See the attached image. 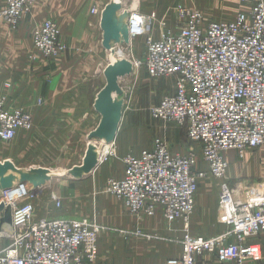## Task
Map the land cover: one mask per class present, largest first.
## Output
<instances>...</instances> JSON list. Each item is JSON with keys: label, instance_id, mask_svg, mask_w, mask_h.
I'll return each instance as SVG.
<instances>
[{"label": "built area", "instance_id": "built-area-1", "mask_svg": "<svg viewBox=\"0 0 264 264\" xmlns=\"http://www.w3.org/2000/svg\"><path fill=\"white\" fill-rule=\"evenodd\" d=\"M34 2L5 0L0 18L15 30ZM241 2L250 7L233 21L205 24L199 11L182 10L176 28L163 23L157 37L152 35L151 19L137 13L130 18L131 37L146 39L143 65L150 76L175 83V93L152 109L153 118L180 125L189 140L202 147L201 157L174 154L165 140L157 139L152 149L124 157L123 176L106 184L107 193L131 215L161 214L169 224H182V254L166 264H196L206 254L215 255L219 264L263 262L262 247L245 242L264 232V190L260 188L248 189L253 191L242 201L222 184L218 221L230 230L214 238L191 233L202 181L226 178L227 152L244 157L264 146V0ZM98 12L92 9V14ZM60 36L53 21L35 30L34 45L42 58L57 59L67 51ZM33 128L29 111L10 109L7 98L0 96V142H12ZM106 149L116 155L112 145ZM5 194V202L12 207V226L3 233L9 245L0 251V264H103L99 261L102 229L97 222L36 219L32 199L37 193L30 186H17ZM51 198L58 209L63 207L57 193Z\"/></svg>", "mask_w": 264, "mask_h": 264}, {"label": "rangeland", "instance_id": "rangeland-1", "mask_svg": "<svg viewBox=\"0 0 264 264\" xmlns=\"http://www.w3.org/2000/svg\"><path fill=\"white\" fill-rule=\"evenodd\" d=\"M103 1L104 2L99 3L100 7H97L98 5L88 7V10H90L91 13L93 8H97L99 12L96 15H100L101 20L102 13L108 6H112L115 12L118 26L114 29V31L118 32V39L117 41L111 42V47L109 52L106 53L103 66H106V70L111 66L115 67L117 63H121V65H123L122 67H131V73L119 79L121 80L120 92L118 95L116 92H114L111 99L114 101L113 108L117 109L120 107L122 126H124V128L126 127L128 130L133 127H137L142 129L143 132L148 135L147 143H151V146L146 147L143 150L152 149L154 142L157 139H163L168 143L172 153L174 154H195L201 157V145L199 143L190 141L187 132L183 127L175 123H170L167 125L153 118L152 109L157 106L163 98L175 93V83L171 78H152L150 76L145 65H143L147 56L146 39L144 37H131L129 28L130 18L135 13H137L151 19V23H153L152 35L157 37L163 31V23H168L169 29L174 30L176 28L179 15L182 10L199 11L204 17L205 24H208L219 21H233L239 14L246 12L250 5L248 7L247 5L243 4L241 0ZM136 2L138 3L136 4ZM34 5L31 7L29 13L32 12ZM231 9H237L234 19L225 20L227 17H229L228 13ZM29 13L24 15V18L17 29L13 30L7 25L9 31L8 35H10L11 39L14 37L16 42L29 43L27 42V35L22 39L17 38L21 30V26L25 22L26 16L30 15ZM218 15H223V17H218ZM46 21H53L57 24V22L53 19H48L43 21L38 27H40ZM35 27L36 25L33 24V28L31 30L32 46L31 48L27 49V52H25V59L29 61L30 64L25 66H27V70H30L29 72H31L32 75L36 77V83H33V88L37 89V80H39L37 78L38 73L40 72V69L44 68L42 65L39 66V58L43 59L46 63H49L55 59L45 60L39 54L34 45V30L38 28L37 27L34 29ZM112 56L114 57L113 59H111ZM138 63L140 65H138ZM25 66L22 67V62H20L19 65L15 66V70L24 69ZM134 69H136V72ZM0 96L7 98V105L10 109L18 108L26 110V108H24L23 101L29 102L35 99L32 98L35 97V95H31L29 97L27 95V98H24V96L22 97V95H20L19 99H15V106H11L9 105L11 98H8L5 95ZM89 113L90 114L87 117L88 123L80 124L77 129H75L74 126L66 129L65 131L52 129L50 131H46L45 136L41 135L40 137V134L38 131H35L34 127L32 131L28 132V134L34 133L33 139H30L32 142H30L29 139L27 140L29 141V144L24 143V140L26 141L24 136H18L14 141L9 143L0 142V227L1 225H4L3 230H0V251L9 245V241L4 239L3 233L8 232L10 229V225L7 226L5 224L11 223L12 212V207L7 205L4 200L6 197L5 193L8 192L9 189H2L6 183L13 181L14 185L16 184L15 187L20 186V184H18L19 182H25L24 185L30 186L31 188H34L35 185L39 186V190L36 191L37 194L35 198L32 199L33 205L35 207V218L36 215H44V218L50 219L49 217L53 216L48 215V213L52 212H56L57 216H64V218L67 216H69V218L70 216L78 217L77 212L83 211L81 215L85 213H92L94 217H91L92 219L81 218L68 220H94L102 229L101 237L108 233H112L122 235L123 237H140L149 241L156 238L154 234L145 233L144 231L139 230L140 228H136V230L132 231L131 227L123 228L115 226V222L118 219H122L123 216H126L129 219L132 218L128 215L130 213L127 214V212H124L123 210L122 213L117 211V204L114 201L115 197L107 193L106 184L108 181L102 182L100 177L98 178L97 176H93L102 163L107 161L111 155L109 152L107 154L109 155L108 158L106 156L104 159H102L104 157L102 152H104L106 149L107 143L100 137L94 136L103 122L104 116L101 115L96 110V106L93 105L90 106ZM79 122L83 121H78V123ZM115 141L108 144V146L112 145V150L114 149ZM262 148H264V146L256 150L248 151L244 157H240L233 151L227 153H235L236 157L234 159V163H236L240 160H243L247 154L256 153ZM143 150H141V152ZM90 152L99 155L101 158L99 156L98 157L101 160L97 163L93 172L84 175L80 172L86 165V161L88 160L87 154L90 155ZM128 155L134 154L130 153ZM226 159L229 163V169L226 178L218 180L212 177L206 181H212L217 184L218 181H220L221 185L226 183L230 189L237 193V196H241L242 201L245 200L244 198L247 197V194H250L253 191L251 190V192H248V189L260 188L264 190L263 180H260L258 183H256V181L251 178L234 176L232 168L234 163L228 157H226ZM85 168L88 169L89 167L86 165ZM243 171L246 172V169L244 168ZM29 182L32 184H29ZM201 184L199 186V190ZM92 187L95 188L93 189ZM52 193H57L61 197L63 202V207L61 209H58L52 202ZM78 204L81 205V208L78 207ZM9 209H11V211ZM125 209L127 210L126 207ZM81 215H79V217L86 216ZM137 217L143 219V221H148L151 219L143 215ZM165 222L168 228H173L176 224H169L167 220H165ZM181 226V238L177 243H175L178 245L180 251L178 257L181 256L183 251L182 242L185 233L183 226L182 228ZM229 230L230 229L226 227V230L222 234L228 232ZM138 231H140L142 235L136 234ZM154 233L158 235V232ZM215 237H218V235ZM230 242H235V240H231ZM245 242L247 244H258L262 247L263 262L261 264H264V232L254 235ZM100 253L101 252L99 251V255ZM99 261L101 262V259Z\"/></svg>", "mask_w": 264, "mask_h": 264}, {"label": "crops", "instance_id": "crops-1", "mask_svg": "<svg viewBox=\"0 0 264 264\" xmlns=\"http://www.w3.org/2000/svg\"><path fill=\"white\" fill-rule=\"evenodd\" d=\"M35 1L32 12L26 16L17 36L18 39H22L27 35L29 43L16 42L14 37L11 39L8 35L7 24L0 18V95L11 98V101L9 100L11 106H15V99H19L20 95L24 98H27V95L28 97L35 95L32 97L35 98L33 101L31 100L32 102L23 101V105L33 114L34 129L41 137V135L45 136L46 131L52 129L65 131L72 126L77 129L80 124L88 123L90 106L96 105L99 95L108 85L105 76L106 66H103V61L109 50L104 46L100 15H92L88 10L89 6L98 5L97 7H100L99 3L104 2L103 0ZM4 5L5 0H0V12ZM236 11L237 9H231L228 13L229 17L225 20L234 19ZM218 17H223V15H218ZM48 19H53L59 25L60 38L66 45L67 51L49 63L39 58V66L42 65L44 68L40 69L38 73V86L35 89L33 83H36V77L25 66L30 64L25 59V52L32 46L33 24L36 25L34 28L36 29ZM20 62L25 68L15 70V66ZM134 70L136 72V69ZM120 82L121 80H119V91L121 89ZM6 84H9L10 87H6ZM78 121L83 122L78 123ZM121 123L122 120L115 127L114 150L116 155L102 163L97 169V173L95 172L93 175L100 177L102 182L120 179L125 170L124 157L130 153L139 155L141 150L151 146V143H147L148 135L142 129L133 127L128 130ZM19 136H24L26 138L24 143L29 144L27 140H32L34 133L21 132ZM31 140L30 142H32ZM226 157L234 163L236 155L227 153ZM232 168L233 175L236 177L251 178L256 183L260 180L264 181V148L256 153L247 154L243 160L234 163ZM244 168L246 172L243 171ZM220 192V181L218 184L212 181H202L196 197L195 213L191 220L192 234L208 238L219 236L226 230V226L217 220ZM114 201L117 204L118 212L122 213L123 210L127 214L129 213L123 203L116 198ZM78 207L81 208V205L78 204ZM82 213L83 211H78V217L70 216V218L69 216L65 218L57 216L56 212L48 213V215L53 216L49 217L50 219H92L91 217H94L92 213L81 215ZM79 215L86 216L79 217ZM128 215L132 219L123 216L122 219L115 222V226L131 227L132 231L140 228L139 230L145 233L154 234L156 238L149 241L140 237H123L119 234L108 233L102 236L103 238L101 237L99 242L100 259L103 264H166L168 258L179 256L180 251L175 243L181 238V223L178 222L173 228H168L161 214L148 221H143L131 214ZM43 216L36 215V218H43ZM154 232H158V235ZM196 264H218V260L215 255L206 254L198 257Z\"/></svg>", "mask_w": 264, "mask_h": 264}, {"label": "water", "instance_id": "water-1", "mask_svg": "<svg viewBox=\"0 0 264 264\" xmlns=\"http://www.w3.org/2000/svg\"><path fill=\"white\" fill-rule=\"evenodd\" d=\"M117 20L115 16L114 9L112 6H108L106 10L102 13V30L104 33V46L106 49H110L111 42L117 41L118 39V32L114 31V29L117 27ZM121 63H117L115 67L111 66L109 67L106 72L105 76L108 81L107 87L104 89V91L99 95L98 101L96 103V110L104 116V120L101 123L98 131L95 133V137H100L102 140H105L107 143L106 145L113 143L115 141L116 136V126L121 120L120 116V107L117 109L113 108L114 104L111 99L114 92L119 93V79L125 77L129 73H131V67L126 68L122 67ZM91 154H87L88 160L86 161V165L89 164L90 160L94 158H98L99 155L90 152ZM98 163V162H97ZM97 163L93 166V170H85L82 168L81 174H88L92 171H94ZM16 182V179H15ZM25 182H19L18 184L24 185ZM29 184H32L29 182ZM16 184L14 185V181L10 183H6L2 190H11L15 188ZM34 186V185H33ZM39 186L35 185L33 190L37 191ZM11 211V209H9ZM12 226V212H11V223L5 224ZM4 228V225H1L0 230L2 231Z\"/></svg>", "mask_w": 264, "mask_h": 264}, {"label": "bare ground", "instance_id": "bare-ground-1", "mask_svg": "<svg viewBox=\"0 0 264 264\" xmlns=\"http://www.w3.org/2000/svg\"><path fill=\"white\" fill-rule=\"evenodd\" d=\"M138 2H136V4H137ZM114 57L112 56L111 57V59H113ZM108 146V145H107ZM103 153V155H104V157H106L107 156V154L109 153V151H108V149H105L104 150V152H102ZM100 157V156H99ZM92 158L91 160H90V162H89V164L87 165V167H89L88 169L87 168H83V169H85V170H93V166L97 163V162H100V158ZM104 157L102 158V159H104ZM91 166V167H90ZM93 172V171H92ZM21 186V185H20ZM263 190V189H262ZM3 204V203H2Z\"/></svg>", "mask_w": 264, "mask_h": 264}]
</instances>
